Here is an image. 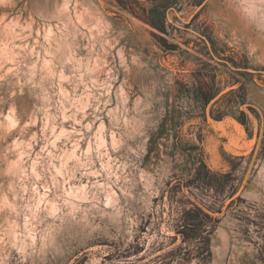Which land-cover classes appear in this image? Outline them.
<instances>
[{
    "label": "rangeland",
    "instance_id": "1",
    "mask_svg": "<svg viewBox=\"0 0 264 264\" xmlns=\"http://www.w3.org/2000/svg\"><path fill=\"white\" fill-rule=\"evenodd\" d=\"M259 217L264 0H0V264H264Z\"/></svg>",
    "mask_w": 264,
    "mask_h": 264
},
{
    "label": "snow or ice",
    "instance_id": "2",
    "mask_svg": "<svg viewBox=\"0 0 264 264\" xmlns=\"http://www.w3.org/2000/svg\"><path fill=\"white\" fill-rule=\"evenodd\" d=\"M199 3H203L204 0H198ZM207 7V5H205V8ZM125 62V70L129 72V77H128V80H129V83L132 85V87H136L138 84H139V81L141 79L140 75H135L133 76V74L137 73V70L139 69V65L137 63V61L135 59H131V58H126L124 60ZM9 71H11V69H9ZM222 91V90H221ZM12 95H16L15 92L12 93ZM20 95L22 97H25V92L24 91H21L20 92ZM215 95H219V93H216L214 94ZM228 93H224L222 96H220V99L217 101V104L223 106L224 104H226L228 101L226 99ZM213 97H209V99H212L214 98ZM219 119V117L217 118ZM214 127L218 128L219 129V132H218V136L220 138L223 139V141L225 143H227L228 141L232 140L233 139V134L232 132L229 130V127L227 125H224L223 127H221L220 125H214ZM132 148H136V145L133 144L131 145ZM149 161L147 160H144V166L146 167L148 165ZM210 185H205L204 188L201 189V192H204L206 191L207 187H209ZM185 187L187 188L188 186L185 185ZM232 193H230L229 195H231ZM43 198H41V202H42ZM41 202H39L38 204L35 205V212L36 213H39L41 211H48L49 209L48 208H42L41 207ZM189 203H194L193 201H191L189 199L188 201ZM10 207V205L8 206ZM58 211V209H56V206L55 205H52L51 206V214L52 215H55L56 212ZM184 221V216L181 215V214H178V218H177V223H176V228L179 229L181 224L183 223ZM250 224L254 230V232L258 235H260L261 239L264 240V217H259L258 219L256 220H248L246 221V225ZM173 235H183L182 232L180 233H172ZM174 243H178L177 242H174Z\"/></svg>",
    "mask_w": 264,
    "mask_h": 264
}]
</instances>
